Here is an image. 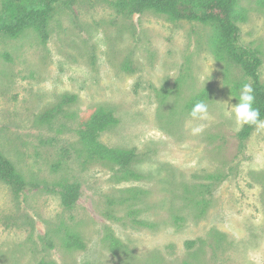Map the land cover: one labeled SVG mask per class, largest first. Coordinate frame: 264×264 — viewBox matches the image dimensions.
<instances>
[{"label":"rangeland","instance_id":"rangeland-1","mask_svg":"<svg viewBox=\"0 0 264 264\" xmlns=\"http://www.w3.org/2000/svg\"><path fill=\"white\" fill-rule=\"evenodd\" d=\"M237 11L264 82V0H238ZM214 33L152 9L121 15L110 0L57 3L47 37L0 32V151L28 183L17 195L0 181V264H264V129L241 151L224 102L248 78L216 58ZM65 94L77 100L40 121ZM199 96L206 120L190 116ZM98 106L120 120L101 140L134 149L141 177L80 155L78 129ZM71 182L80 196L66 209ZM67 231L85 246L68 248Z\"/></svg>","mask_w":264,"mask_h":264},{"label":"trees","instance_id":"trees-1","mask_svg":"<svg viewBox=\"0 0 264 264\" xmlns=\"http://www.w3.org/2000/svg\"><path fill=\"white\" fill-rule=\"evenodd\" d=\"M67 0H45L41 7H23L13 0H3V10L0 15V32L11 37H18L25 29L35 27L38 32L47 37L48 20L55 5ZM118 14L131 16L152 9L168 14L175 19L197 21L211 24L215 33L211 38V49L219 60H229L239 66L255 89L257 105L264 119V82L261 78L263 59L261 51L249 48L241 41V27L238 20L242 17L237 11L238 0H110ZM203 99L197 97L192 106ZM77 100L75 94H65L60 102L40 115V121L50 123L63 111L64 106ZM113 109L98 106L78 129L79 153L88 160H106L121 167L126 176L141 177V174L131 167L136 156L134 149L114 147L101 140V135L119 123ZM256 130L254 126L245 125L239 131L241 151ZM218 175L211 174V179L217 180ZM0 181L8 185L15 194L22 193L28 183L14 162L0 151ZM211 183V194L213 193ZM80 196V183H65L61 192V204L66 209H72ZM68 248H83V238L71 231L66 232ZM38 264H55L52 260L42 259Z\"/></svg>","mask_w":264,"mask_h":264},{"label":"clouds","instance_id":"clouds-1","mask_svg":"<svg viewBox=\"0 0 264 264\" xmlns=\"http://www.w3.org/2000/svg\"><path fill=\"white\" fill-rule=\"evenodd\" d=\"M235 98L236 103L229 101ZM229 101L224 102L226 105L225 115L234 117L235 130L240 131L243 126H254L255 128L264 129V119L261 118V109L257 105L255 89L250 82H245L240 86L238 93L230 95ZM230 105V107H228ZM190 116L194 120H206L208 118V104L201 100L194 104L190 111ZM203 127L193 128V133H200Z\"/></svg>","mask_w":264,"mask_h":264}]
</instances>
